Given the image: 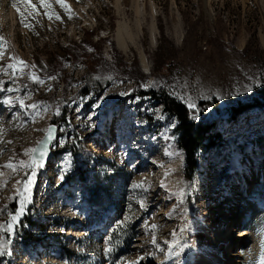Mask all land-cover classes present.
<instances>
[{"label":"rangeland","instance_id":"obj_1","mask_svg":"<svg viewBox=\"0 0 264 264\" xmlns=\"http://www.w3.org/2000/svg\"><path fill=\"white\" fill-rule=\"evenodd\" d=\"M46 2L49 9L40 0H30L36 11L27 16L21 0H0V36L7 41L0 58V171L6 176L0 177L6 181L0 185L1 208L15 201L20 208L16 189L22 185L16 182L26 180L32 171L13 172L3 166L28 161L25 150L37 148L51 125L58 127L51 146L57 155L35 170L31 201L25 203L13 231H7L10 212L0 216V243L11 251L0 255V264H122L140 257L138 264H170L176 253L184 255L183 264H191V247L199 237L206 242L213 231L208 228L207 235L202 234L193 215L227 235L223 240L236 248L234 264H262L264 0H64L70 15L56 0ZM13 3L25 11L30 28L21 23ZM46 11L53 13L52 19ZM119 22L129 24L135 36L128 52L116 42ZM74 44L79 47L76 52L88 53L99 72L113 77L119 64L139 72L120 74L103 91L80 97V78L88 64L80 62L74 69L72 59L64 67L75 82L68 89L63 84L56 88V76L47 74L64 57L62 47ZM12 57L29 67L13 73L7 67L16 63ZM32 73L44 81L34 91ZM137 84L140 89L169 93L187 106L191 99L193 110L220 121L221 147L199 154V168L188 189L185 155L171 138L176 122L151 97H133ZM63 97L71 99L64 108ZM203 101L215 105L201 108ZM33 104L35 110L27 107ZM240 104L258 106L235 121L222 119ZM119 131L126 136L123 144L117 142ZM74 136L84 149L77 157L66 149ZM62 159L70 164L63 166ZM75 165L84 180L69 176L68 184L62 183ZM170 176L179 180L173 184ZM187 200L194 204L189 211ZM26 217L49 225L47 231L24 223ZM21 226L34 235L52 237L26 244L17 233ZM238 228L243 231L237 235L247 233L240 242L229 237ZM173 232L177 243L169 255L165 242L174 239ZM153 236L159 247L152 243ZM223 240L218 246L225 247Z\"/></svg>","mask_w":264,"mask_h":264},{"label":"trees","instance_id":"obj_2","mask_svg":"<svg viewBox=\"0 0 264 264\" xmlns=\"http://www.w3.org/2000/svg\"><path fill=\"white\" fill-rule=\"evenodd\" d=\"M62 48L64 52V57H62L61 59L62 66L61 62H56L55 65L51 67V70L47 75L56 76V80L54 81L56 88H59L61 84H63V89H68L70 87V83L75 82V79L73 76L68 78V76L66 75L64 62L66 63L74 59V69L77 68L80 62L87 63V72L85 76L80 78V82L83 83L82 88L77 94V96L80 97L88 96L94 91L95 93L103 91L106 87L110 86L114 78H119L120 74H130L134 76V72H139L137 69H135L134 72H131L127 69V65L119 64L113 77H111V75H107L104 72L98 71L99 68L94 62L90 61L87 52H76V48L79 47H77L75 44L73 45V47L69 46ZM99 58H102L101 53L99 55ZM54 67L58 72L53 69ZM38 87L39 83L36 82H33L30 85L31 91L38 89ZM132 96L139 98L151 97L153 100L159 102L162 105L165 115L175 120L176 123L171 132V138H173L176 142L177 150L185 155V162L187 164V167L185 170L184 179L185 188L188 189L193 183L195 174L199 168V154H208L221 147L222 133L219 129L218 123L220 121L211 117L210 115H200V112H196L195 110L190 109L185 103L178 100L171 94L153 88L140 89L137 84L134 88ZM70 100L71 99L69 98L66 99L65 97H63V99H61V106L63 108L66 107ZM51 102L53 104L54 100H52ZM213 105L215 104L210 103L209 101H203L201 103V108L203 107L206 109L207 107H212ZM257 106L258 105L240 104L239 106L230 109L229 113H227L226 116H224V118L222 119H227V121H235L239 118V116L255 109V107ZM55 110L53 118L54 121L58 119V115ZM64 120L65 117L61 119V121ZM74 139L75 140L72 139L71 144L67 145L66 149H70L71 153L75 155V157H77L84 152V149L80 147V142L76 140V136H74ZM55 155L57 154L54 153V156ZM73 171V177H77V179L82 178L84 180V174L79 166L75 165L73 167ZM15 202H12L7 207H0V216L6 215L7 212L15 214V212L19 209ZM193 205V201L187 200L185 209L189 211L191 210ZM24 223L28 224L29 226H35L36 224H38V226H40V228L44 232H46L49 227V225H45L43 222H37L33 218L28 217H26ZM17 233L23 238V240H25L26 244L34 245L39 244L45 239L52 237V234L48 233H46L45 235H34L33 233L28 232L24 226L19 227L17 229ZM5 238L8 239L7 233H5Z\"/></svg>","mask_w":264,"mask_h":264},{"label":"snow or ice","instance_id":"obj_3","mask_svg":"<svg viewBox=\"0 0 264 264\" xmlns=\"http://www.w3.org/2000/svg\"><path fill=\"white\" fill-rule=\"evenodd\" d=\"M42 6L45 9H49L50 5L46 2V0H40ZM57 3H59L61 5V7H63L65 9V11H67L69 13V15L71 14V9L70 6L67 5L66 3H64V0H56ZM21 3L24 5V8L27 9V16H31L35 11L36 8L30 3V0H21ZM12 7L16 8L17 12L20 15V20L21 23L24 25V27H28L30 28L31 25L29 23H25L26 20V13L25 11L21 10V8L16 4L13 3ZM46 15H48L49 19H52L53 13L46 11L45 12ZM57 20L61 19V17L59 15H56L55 17ZM7 43V41L4 39L3 36H0V58L3 57L4 55V47L5 44ZM12 60H14L16 63H9L8 64V68L13 70V73H15L17 70H23V68L29 67L26 62H24L23 60L18 59L17 57H12ZM34 67V66H32ZM31 78L36 81L39 84H43L44 81L42 79H40L35 73L31 74ZM52 79H55V77H52ZM12 89H9V91H11ZM188 103V107L190 109H194L195 108V104L191 101V99H189L187 101ZM21 107H25L23 100L20 101ZM27 107H31L33 110L36 109L37 105L33 104V105H29ZM3 135V129L0 128V136ZM51 135H52V129L49 128L47 131V138L51 139ZM46 143V141H39L38 144L41 145L40 147L37 148H29L25 150V155L29 156L30 159L28 161L25 160H19L18 162H9L6 165H4L3 167H6L8 169H11L13 172H17L19 169L21 168H27V169H31V175L27 176V179L24 181H17V185H22V187H17L16 191L17 193H19L20 196V208L19 210H17L15 212V214H9L10 215V222L7 224V231L11 232L13 231V226L18 222L19 216L23 214L24 211V207H25V203L26 202H30L31 201V188L32 185L34 183V177L36 175V169L43 167V159L46 155V150L43 148V144ZM37 153H39V158H37ZM68 164H70V161H68ZM68 165L66 164L65 167H67ZM4 173L2 171H0V177H3ZM61 179H63V176L60 177ZM4 183H6V181L0 180V185H3ZM163 186V185H162ZM181 196L184 195L183 192L180 193ZM141 206H143V202H141ZM3 227V226H0ZM157 226L156 225H152V228L155 229ZM184 229H181V232H183ZM173 240L171 242L166 241L165 243L168 245V254L172 255L173 253V246L177 243L176 240V233L173 232ZM152 243L154 245H156L157 247H159V245L156 243V239L153 236L152 239ZM6 247L4 244L0 243V255H3L6 251ZM163 250V249H162ZM8 254L11 255V251L7 250ZM106 252L111 251V248H107L105 250ZM177 255L179 253H176ZM139 259H142V257L138 258L135 261H122V264H138ZM262 264H264V260H262Z\"/></svg>","mask_w":264,"mask_h":264},{"label":"bare ground","instance_id":"obj_4","mask_svg":"<svg viewBox=\"0 0 264 264\" xmlns=\"http://www.w3.org/2000/svg\"><path fill=\"white\" fill-rule=\"evenodd\" d=\"M140 24H141V22H140ZM128 25L129 24H127L126 22H119V25L117 28V33H116L117 45L124 52L129 51V43L130 42L134 43V40H135V38H134L135 36L130 31ZM140 28L141 27L139 26V29ZM137 36H139V35H137ZM156 40H157L156 26H155V23H153L151 25V41H152V44H155ZM140 55H141L142 66H143L145 71H148L149 70L148 60H147L145 54L141 53ZM121 125H122V123H121ZM61 162H62L63 166H65L66 164L69 165L65 159H62ZM50 167H51V165H50ZM2 178L6 179V176L4 175ZM170 178H171V181L173 184L176 183V180H179L177 178L173 179L172 176H170ZM192 219H194V221H196L195 222L196 228H198V230L202 234L207 235L208 228H211L213 230L209 234V236L207 237L206 242H203V238L199 237L198 242L191 247L190 258H191L192 264H218L221 261V259L223 262H226L227 260L230 261V259H232V258L229 259V257H226L223 260L224 256L222 255V252H223L222 249L225 250L227 248L218 246L219 242L222 241L223 238L227 235L224 236L223 231L219 230L214 225H211L209 222L207 224H204L202 221H200V218H197L195 215L192 216ZM232 221H234V220H232ZM232 221H230V222H232ZM229 233H230V231H229ZM237 233H238L237 231L236 232L233 231L231 233V235H229V237L232 238L233 240L240 242V241L244 240L247 236L246 232L239 234V235H237ZM224 240H226V238ZM262 260H264V256L262 257ZM184 261H185V257L183 254H181V255L175 256L172 259L170 264H183ZM221 262L219 264H221Z\"/></svg>","mask_w":264,"mask_h":264},{"label":"water","instance_id":"obj_5","mask_svg":"<svg viewBox=\"0 0 264 264\" xmlns=\"http://www.w3.org/2000/svg\"><path fill=\"white\" fill-rule=\"evenodd\" d=\"M50 128L52 129V135H51V139L47 138V134L45 135V137L43 138L42 141H46V143L43 144V148L46 150V155L43 159V165L46 166L48 164L51 163V161L53 160L54 154L51 150V146L53 144V142L57 139L58 137V127L55 125H51ZM41 145H39L38 147H40ZM37 158H39V153H37Z\"/></svg>","mask_w":264,"mask_h":264}]
</instances>
